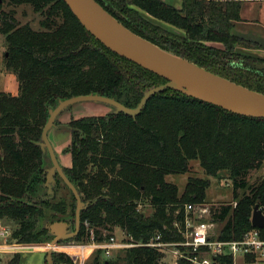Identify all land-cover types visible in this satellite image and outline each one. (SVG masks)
Masks as SVG:
<instances>
[{
  "label": "trees",
  "instance_id": "16d2710c",
  "mask_svg": "<svg viewBox=\"0 0 264 264\" xmlns=\"http://www.w3.org/2000/svg\"><path fill=\"white\" fill-rule=\"evenodd\" d=\"M2 1L28 4L43 14L37 30L0 6L4 61L17 75L20 90L18 95L0 91V220L16 223L12 240L34 245L47 232L37 228L41 210L32 198L47 175L39 143L50 110L60 100L89 94L113 97L134 108L146 91L167 79L103 45L64 0ZM97 1L161 48L264 94V69L248 64L264 59L236 48L259 44L232 33L241 20V1L183 0L181 8L163 0ZM70 129L72 165L64 171L85 202L76 240L89 238L87 225L99 241L119 227L141 243L126 249V264H161L163 254L146 243L159 233L166 241L181 240L173 221L184 217L187 203L205 202L211 178L223 171L238 202L236 207L213 208L214 219L224 222L219 237L238 240L257 229L264 238V228L252 224L255 205L264 206V181L249 186L247 179L251 171L264 169V118L235 114L166 89L136 116H84L72 120ZM192 161H199L207 177L190 176L180 194L167 176L190 173ZM147 204L154 208L150 215L141 210ZM95 253L104 264H114L104 250ZM20 258L16 253L8 264H20ZM53 258L54 264L71 262L60 254ZM225 260L232 264V257Z\"/></svg>",
  "mask_w": 264,
  "mask_h": 264
},
{
  "label": "water",
  "instance_id": "95a60500",
  "mask_svg": "<svg viewBox=\"0 0 264 264\" xmlns=\"http://www.w3.org/2000/svg\"><path fill=\"white\" fill-rule=\"evenodd\" d=\"M64 1L81 24L103 45L145 69L164 77L167 79V83L154 86L146 91L139 105L134 108L126 106L113 97L89 94L60 100L58 105L50 110L49 118L42 132V141L39 143L44 150L47 149L52 162V166L46 175L45 187L51 190L50 182L54 178L53 176L58 174L72 191L77 205L76 227L73 232H65L66 222H57L51 225L55 237L49 244L46 264H54V248L61 239L75 237L78 234L81 224V211L85 207V202H83L78 189L59 163L49 139V130L58 115L67 107L79 102H97L114 108L113 112H123L136 116L144 109L152 96L166 89H174L235 114L264 118L263 93L213 73L136 34L107 11L97 0ZM248 64L258 69H264V63L249 62ZM252 224L255 227L264 228V212L259 204L254 207Z\"/></svg>",
  "mask_w": 264,
  "mask_h": 264
},
{
  "label": "rangeland",
  "instance_id": "374dc122",
  "mask_svg": "<svg viewBox=\"0 0 264 264\" xmlns=\"http://www.w3.org/2000/svg\"><path fill=\"white\" fill-rule=\"evenodd\" d=\"M263 1H254L251 5H253V10L251 8V13L258 14L260 6ZM0 6L3 11L10 12L19 21L20 24L29 23L34 29H41L40 21L43 18V14L41 12H37L31 5L23 4V5H9L7 2L0 1ZM247 14V12L245 13ZM156 22L160 23L158 20ZM1 27V20H0ZM251 32V27H250ZM248 46V47H247ZM240 51H246L247 53H251V55L259 57L256 55V52H259V48L254 45H245L240 44L236 47ZM6 53V38L5 35L0 31V91L10 92L12 94L18 95L20 93L19 90V81L17 79V75L7 69L4 57ZM260 58V57H259ZM121 100H125V96L122 95ZM114 108L97 102H79L67 107L63 110L58 117L56 118L53 126L49 130V139L53 145L59 163L64 168H70L72 165V156L69 148L72 144L73 137L70 129V123L72 120L84 117V116H99V115H107L112 113ZM46 154V169L48 170L52 166V162L50 156L48 154L47 149H45ZM190 176L206 178V174L201 167L199 161L191 162V170L190 173L184 174H170L167 176V180L173 182L178 185L180 194L183 193L187 180ZM54 178L51 180V190H48L45 187V182L38 187L37 192L32 198V202L36 203L38 208L41 210L40 217L38 218L37 228L38 230L47 231L44 235H41L38 243L34 245H19L17 241L12 240V236L7 239L6 245L8 247L0 248V264H8V261L13 257L14 254L20 253V264H33L35 262H39L42 258V254L36 249H42L45 247V256H47V251L49 249V244L54 239L55 234L51 229V225L57 222H66L67 228L66 233L73 232L76 227V199L70 190V188L62 181L60 176L56 174L53 176ZM248 183L250 185H257V183L264 181V169L260 167L259 169L253 170L248 174ZM240 195L249 191L239 190ZM205 202L212 203L215 207H220V205H229L231 204L233 207H236L238 199L233 196V188L232 182L228 179V174L226 171L221 172L218 177L211 178V185L206 191ZM264 212V206L261 207ZM141 210L146 214L150 215L154 208L150 204L143 205ZM214 219V217H212ZM215 220V219H214ZM1 221V220H0ZM216 221V220H215ZM217 222V221H216ZM218 223V224H217ZM215 226V231H220L224 226V222H217ZM2 226H6L10 229V231L14 230L16 227V223L14 221L4 220L1 221ZM81 228V224H80ZM80 230V229H79ZM94 229L87 225V232H89V238H85L82 240L84 243H88L91 241L92 236H94ZM112 235L117 237L118 241L121 243L128 244L127 246H123L112 253L111 260L114 261V264H126L124 261V257L126 254V249L135 247V245H131L135 243L131 237H129L121 228L114 227L113 231H110ZM77 236V235H76ZM4 243V239H0V244ZM81 243L76 240L75 237L63 238L58 242V246L54 248V254L64 255V258L71 259V262L67 264H75L72 257L67 254L64 246ZM95 251H90L87 256L86 264H91L98 261L99 264H104V258L102 256H97ZM162 262V258H161ZM46 264V263H45ZM65 264V263H59ZM239 264H244L242 259L239 260Z\"/></svg>",
  "mask_w": 264,
  "mask_h": 264
},
{
  "label": "built area",
  "instance_id": "2783aa9c",
  "mask_svg": "<svg viewBox=\"0 0 264 264\" xmlns=\"http://www.w3.org/2000/svg\"><path fill=\"white\" fill-rule=\"evenodd\" d=\"M214 207L208 202L187 203L184 217L181 220L175 219L172 223L181 233V240L166 241L159 233L146 243L163 254L161 264H227L226 257H232V264H239L240 259L244 264H264V238L259 230L247 231L238 240L221 239L220 231H215L217 222L212 218ZM11 235L12 230L2 226L0 221V239H4L0 248L8 247L9 244L6 243ZM127 245L112 235L104 241L92 236L88 243H74L64 247L68 249L67 254H72L70 256L75 264H86L90 251L102 249L106 256H111L116 249ZM131 245L138 246L141 243ZM251 255L256 260L251 261Z\"/></svg>",
  "mask_w": 264,
  "mask_h": 264
},
{
  "label": "crops",
  "instance_id": "0c3cea01",
  "mask_svg": "<svg viewBox=\"0 0 264 264\" xmlns=\"http://www.w3.org/2000/svg\"><path fill=\"white\" fill-rule=\"evenodd\" d=\"M166 3L175 6L176 8H181L183 6V0H163ZM223 1V0H221ZM241 1V20L235 22V25L232 29V33L236 34L245 39L251 40L253 42H257L259 44V52H256V55L260 58L264 59V0L262 5L260 6L261 11H258V14L251 13V8L253 10V5H251L254 1L257 0H239ZM247 12V14H245ZM251 27V32H250ZM245 51V50H244ZM246 52V51H245ZM251 54V53H249ZM45 247L42 249H36L42 254V258L37 260V262L33 264H45L46 256H45Z\"/></svg>",
  "mask_w": 264,
  "mask_h": 264
}]
</instances>
